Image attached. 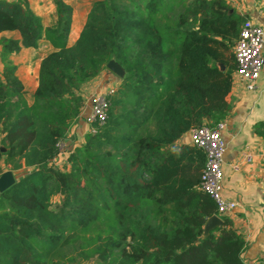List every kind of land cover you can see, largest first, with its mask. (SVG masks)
<instances>
[{
  "label": "trees",
  "instance_id": "16d2710c",
  "mask_svg": "<svg viewBox=\"0 0 264 264\" xmlns=\"http://www.w3.org/2000/svg\"><path fill=\"white\" fill-rule=\"evenodd\" d=\"M54 3L55 23L44 27L28 0H0V32L19 33L0 36V161L27 167L0 190V264H247L228 218L204 230L218 212L200 188L204 150L176 143L227 115L231 45L246 16L227 0H94L67 45L73 8ZM43 36L55 49L41 58L29 102L9 55ZM110 59L124 75L107 117L90 123L68 169L56 167L79 91Z\"/></svg>",
  "mask_w": 264,
  "mask_h": 264
},
{
  "label": "crops",
  "instance_id": "0c3cea01",
  "mask_svg": "<svg viewBox=\"0 0 264 264\" xmlns=\"http://www.w3.org/2000/svg\"><path fill=\"white\" fill-rule=\"evenodd\" d=\"M72 5L71 25L67 45L73 44L79 36L86 20L88 10L94 0H65ZM231 9L246 18L260 24L264 29V0H227ZM30 9L41 17L44 27L55 23L56 6L54 0H28ZM18 37L16 30H4L0 36ZM55 49L43 36L36 47L22 46L9 57L17 65L16 73L24 84L27 101L32 100V93L38 83V70L41 58ZM0 44V69L1 64ZM264 58V42L262 46ZM115 60V59H114ZM116 63H118L115 60ZM119 64V63H118ZM120 65V64H119ZM121 66V65H120ZM124 71L118 75L107 66L96 77L84 83L79 91L84 99L80 115L70 124L67 138L62 140L59 153L53 158L66 162L71 150L80 147L89 129L87 116L90 112V98L109 87H117ZM230 109L224 117L221 130L226 143L222 160L223 186L222 195L235 202L231 209L219 213L228 218L236 231L245 239L241 257L247 264H264V133L255 131V124L264 122V63L259 76L254 80V87L247 88L236 73L232 76L229 93ZM191 143L189 132L177 141ZM67 168L69 162L67 161ZM61 168V167H60ZM27 167L11 169L3 159L0 161V190L22 174Z\"/></svg>",
  "mask_w": 264,
  "mask_h": 264
},
{
  "label": "built area",
  "instance_id": "2783aa9c",
  "mask_svg": "<svg viewBox=\"0 0 264 264\" xmlns=\"http://www.w3.org/2000/svg\"><path fill=\"white\" fill-rule=\"evenodd\" d=\"M264 42L263 27L252 21L244 19L240 25L239 35L234 42V54L237 61L235 69L238 79L247 88L254 87V80L259 76L264 58L262 46ZM114 92L110 87L102 92L93 94L90 98V112L87 120L102 123L107 117V96ZM224 121L215 124H201L191 128L189 132L191 143L202 148L206 154L205 167L201 174L200 188L209 193L217 203V215L235 206V202L222 195L223 170L222 160L226 143L221 133ZM94 131V128H92ZM59 147L62 142H59Z\"/></svg>",
  "mask_w": 264,
  "mask_h": 264
},
{
  "label": "rangeland",
  "instance_id": "374dc122",
  "mask_svg": "<svg viewBox=\"0 0 264 264\" xmlns=\"http://www.w3.org/2000/svg\"><path fill=\"white\" fill-rule=\"evenodd\" d=\"M181 9V7L179 6V5H177V6H174V12H173V15H175V13L178 11V10H180ZM231 48H232V50L234 49V42H233V44L231 45ZM122 80V79H121ZM121 80H120V82H121ZM119 82V83H120ZM118 83V84H119ZM118 84H117V86H118ZM110 88V87H109ZM114 89L116 88V87H113ZM108 89V88H107ZM87 122L89 123V128H91L90 127V122L87 120ZM90 130V129H89ZM88 131H86L85 132V134L87 133ZM84 140H83V142L80 144V145H83V143H84V141H85V136H84V138H83ZM82 146H80L79 147V149H78V147H77V149H78V154H79V156H81L83 153H82V148H81ZM61 148V147H60ZM72 151V150H71ZM70 151V152H71ZM70 152H68V154L70 153ZM68 154H67V156H66V162L68 161ZM66 162H59L58 161V158H55V160L53 161V163H54V165L56 166V167H61V169H66L67 168V163ZM69 162V161H68ZM70 164V163H69ZM59 198H60V195H54L53 197H52V206H55L56 205V203L58 202V200H59ZM78 264H97V262H96V259L94 258V257H92V256H90V257H87V258H85V259H83V260H80L79 262H78Z\"/></svg>",
  "mask_w": 264,
  "mask_h": 264
},
{
  "label": "water",
  "instance_id": "95a60500",
  "mask_svg": "<svg viewBox=\"0 0 264 264\" xmlns=\"http://www.w3.org/2000/svg\"><path fill=\"white\" fill-rule=\"evenodd\" d=\"M110 70L114 71L115 73H117L118 75H121L122 74V71H123V68L115 62L114 59H110L108 62H107V65H106ZM11 183V182H10ZM9 183V184H10ZM6 187V186H5ZM3 189V188H2ZM222 223V220L221 218L217 215V214H214L212 216H210L206 222H205V225H204V230L205 232L209 230V228L215 226V225H220Z\"/></svg>",
  "mask_w": 264,
  "mask_h": 264
}]
</instances>
